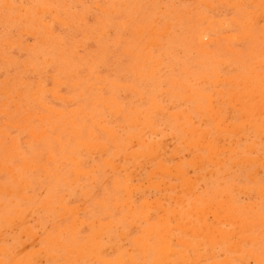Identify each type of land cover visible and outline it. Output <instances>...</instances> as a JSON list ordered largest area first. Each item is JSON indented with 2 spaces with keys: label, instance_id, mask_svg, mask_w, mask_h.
Returning <instances> with one entry per match:
<instances>
[{
  "label": "rangeland",
  "instance_id": "1",
  "mask_svg": "<svg viewBox=\"0 0 264 264\" xmlns=\"http://www.w3.org/2000/svg\"><path fill=\"white\" fill-rule=\"evenodd\" d=\"M263 4L264 0H0V168H8V165L11 169L9 172L0 169V264H264V194L258 195L264 193V120H261L264 118ZM248 21L249 24L244 23ZM252 24L254 26H250ZM155 61L158 64L152 63ZM254 75L261 82L255 80ZM214 79H217L216 83L222 81L216 84ZM256 81L260 82L259 86ZM244 85L246 90L242 88ZM230 91L233 93L231 97ZM259 93L261 97H258ZM229 101H235L234 105ZM198 108L200 111H196ZM256 111L259 114H255ZM247 115L254 117L253 122L259 125H250L253 118L250 120ZM241 118L242 122L243 119L248 122L242 123ZM131 120L134 121L132 124ZM215 122L221 128L224 122L227 130L225 127L218 129ZM97 124L103 125L104 130ZM230 125L236 132L230 130ZM256 126L262 129L258 130L259 133ZM107 128L110 131L107 132ZM142 130L144 133L139 132L141 136L135 135ZM205 131L208 132L206 135ZM34 133L37 139L33 137ZM191 140L200 146L205 144V147L200 148ZM153 142L156 145H152ZM82 145H87L85 149L88 151ZM100 145L105 149L97 152ZM226 146L232 149L227 150ZM48 155L52 159L47 158ZM69 157L80 158L79 166L74 163L77 159L70 160ZM157 167H162L166 174ZM74 168L81 172L74 171ZM160 171L162 174L158 173ZM11 173L14 174L11 176ZM183 177L186 185L192 188L184 184ZM161 180L164 184L160 183ZM164 180L173 187L169 188ZM189 182L192 185H188ZM135 186L138 187L136 191ZM236 186L239 187L237 191L234 190L238 189ZM73 205L75 210L71 208ZM173 215H176L174 219L171 218ZM232 219L235 221L231 222ZM15 221L19 223L16 226ZM177 222H181L182 227ZM72 223L74 227H71ZM109 223L114 224L109 227ZM172 224L178 228H171ZM242 224L246 226H240ZM237 227L245 230L241 232ZM142 228L145 230H140ZM183 228L186 231L181 230ZM26 231H30L29 234ZM102 231L105 234H101ZM98 234L100 236L95 238ZM144 235H149L145 236L146 241ZM176 239L183 240L177 242ZM196 243H201L202 247ZM134 244L138 245L134 247ZM71 248L76 250L71 251ZM166 253H170L171 258ZM34 255L40 258L36 259ZM18 256L19 259L22 257L21 261Z\"/></svg>",
  "mask_w": 264,
  "mask_h": 264
},
{
  "label": "bare ground",
  "instance_id": "2",
  "mask_svg": "<svg viewBox=\"0 0 264 264\" xmlns=\"http://www.w3.org/2000/svg\"><path fill=\"white\" fill-rule=\"evenodd\" d=\"M251 1H252V0H251ZM237 2H238V1H237ZM253 2L255 3V1H253ZM253 2H252V3H253ZM239 3H240V2H239ZM209 4H210V3H209ZM222 4H225V3L222 2ZM256 4H258V1H257ZM259 4H261V3H259ZM5 5H6V4H5ZM237 5H239V4H237ZM240 5H241V4H240ZM254 5H255V4H254ZM263 5H264V4H263ZM206 6H208V3H206ZM228 6H229V5H228ZM20 7H21V6H20ZM8 8H9V7H8ZM260 8H261V7H260ZM260 8H259V9H260ZM38 9H39V8H38ZM38 9H37V10H38ZM232 9H233V8H232ZM261 9L264 10L263 7H262ZM37 10H36V11H37ZM40 11H41V10H40ZM255 11H256V10H255ZM35 13H36V12H35ZM38 13H39V12H38ZM262 13H263V11H262ZM36 14H37V13H36ZM249 17H250V16H249ZM251 17H252V16H251ZM53 18H54V17H53ZM27 19H28V18H27ZM56 19H57V18H56ZM199 19H200V18H199ZM11 20H12V19H11ZM14 22H15V21H14ZM62 22H63V21H62ZM222 23H223V22H222ZM224 23H225V22H224ZM244 23H248V24H249V21H248V22H244ZM251 23H252V21H251ZM45 24H46V23H45ZM253 24H254V23H253ZM253 24L250 25V26H254ZM47 25H48V24H47ZM64 25H65V23H64ZM223 25H224V24H223ZM246 25H247V24H246ZM208 26H209V24H208ZM152 27H153V26H152ZM221 27H223V26L221 25ZM261 27H262V26H261ZM205 28H206V27H205ZM212 28H213V27H212ZM262 28H263V27H262ZM263 29H264V28H263ZM46 30H47V29H46ZM26 31H27V30L23 31V33L26 32ZM137 31H138V30H137ZM137 31H136V33L138 34ZM150 31H151V30H150ZM46 32H47V31H46ZM46 32H45V33H46ZM163 32H166V29H165V31H163ZM37 33H38V32H37ZM24 34H25V33H24ZM158 34L161 35L162 33H158ZM32 35H33V34H32ZM161 36H162V35H161ZM233 36H236V35H233ZM202 37H203V36H202ZM229 37H230V36H229ZM237 37H238V36H237ZM239 37H240V36H239ZM154 38H155V37H154ZM198 38H200V37H198ZM203 38H204V37H203ZM203 38H202V39H203ZM233 38H234V37H233ZM202 39H200V40H202ZM155 40H156V39H155ZM202 41H203V40H202ZM39 42H40V41H39ZM150 42H151V41H150ZM156 42H157V41H154V43H156ZM199 42H201V41H199ZM147 44H149V42H148ZM152 44H153V43H152ZM150 45H151V44H150ZM153 45H154V44H153ZM155 45H156V44H155ZM146 46H148V45H146ZM79 47H80V46H79ZM144 49H145V48H144ZM226 50H227V49H226ZM262 50H263V49H262ZM258 52H259V51H258ZM262 52H263V51H262ZM147 54H148V53H147ZM259 54H260V53H259ZM145 57H146V56H145ZM258 61H259V60H258ZM258 61H256V62H258ZM152 63L158 64L156 61H155V62H152ZM220 63H221V62H220ZM258 63H261L260 65L263 64L262 62H258ZM152 65H154V64H152ZM225 66H226V65H225ZM222 67H223V66H222ZM128 69H129V70H132V69H130V68H128ZM233 69H234V68H233ZM252 71H254V70H252ZM252 74H253V72H252ZM215 75H216V72H215ZM219 75H220V74H219ZM46 76H47V75H46ZM150 76H151V75H150ZM220 76H221V75H220ZM254 76H255L254 79L256 80L258 76H257V75H254ZM260 76H262L261 73H260ZM217 77H218V76H217ZM217 77H215V78H217ZM240 77H242V76H240ZM243 77H244V76H243ZM246 77H247V76H246ZM249 77H250V76H249ZM262 77H264V76H262ZM262 77H260V79H261ZM224 78H225V77H224ZM224 78L222 77V79H224ZM226 78H227V77H226ZM202 79H203V78H202ZM222 79H221V81H222ZM227 79H228V78H227ZM227 79H226V81H228ZM245 79H246V78H245ZM250 79H251V78H250ZM214 80H215V83H216V80H217V79H214ZM230 80L233 81L232 79H230ZM262 80H263V79H262ZM175 81H176V80H175ZM204 81H206V80H204ZM221 81H219V82L221 83ZM245 81H246V80H245ZM257 81H260L259 78L257 79ZM257 81H256V82H257ZM263 81H264V80H263ZM263 81H262V82H263ZM219 82H218V83H219ZM256 82H254L253 85H256V84H255ZM260 82H261V81H260ZM260 82H259V83H260ZM116 83H117V82H116ZM218 83H216V84H218ZM240 83H241V82H240ZM240 83H239V85H240ZM250 83H251V82H250ZM257 83H258V82H257ZM259 83L257 84L258 86L260 85ZM261 84H262V83H261ZM62 85H63V84H62ZM125 85H126V84H125ZM263 85H264V83H263ZM216 86H217V85H216ZM101 87H102V86H101ZM244 87H245V85H244L242 88L246 90L247 87H246V88H244ZM256 87H257V86H256ZM242 88H240V90H242ZM251 88H252V87H251ZM253 88H254V86H253ZM38 89H39V88H38ZM131 89H132V88H131ZM187 89H188V88H187ZM249 89H250V88H249ZM254 89H255V88H254ZM257 89H258V88H257ZM51 90H52V89H51ZM53 90H54V89H53ZM240 90L238 89V91H240ZM252 90H253V89H252ZM252 90H248V91H251V92L256 91V92H257V90H253V91H252ZM260 90H261V89H259L258 91L260 92ZM54 91H55V90H54ZM54 91H53V92H54ZM132 91H134V89H132ZM186 91H187V90H186ZM217 91H218V89H217ZM232 91H233V89H232ZM234 91H235V90H234ZM238 91H237V92H238ZM248 91H246V92H248ZM237 92H235V93H237ZM242 92H245V91L242 90ZM33 93H34V92H33ZM186 93H187V92H186ZM262 93H263V92H262ZM34 94H35V93H34ZM206 94H207V93H206ZM211 94H213V92H212ZM211 94H208L209 97H210ZM228 94H229V93H228ZM231 94H233V93H231V91H230L229 96H230ZM238 94H239V92H238ZM259 94H260V93H259ZM259 94H258V95H259ZM53 95H54V94H53ZM58 95H59V93H58ZM60 95H61V94H60ZM187 95H188V94H187ZM241 95H244V94H241ZM247 95H249V93H248ZM250 95H252V94H250ZM253 95H254V92H253ZM258 95L255 94V96H258ZM189 96H190V95H189ZM206 96H207V95H206ZM234 96H237V98L239 97L238 95H234ZM234 96L232 95V97H234ZM261 96H262V95L260 94L258 97H261ZM31 97H33V96H31ZM63 97H64V96H63ZM63 97H62V98H63ZM186 97H187V96H186ZM230 97H231V96H230ZM241 97H242V96H241ZM241 97H239V98H241ZM243 97H244V96H243ZM245 97H247V96H245ZM33 98H35V97H33ZM57 98H58V97H57ZM65 98H67V97H65ZM65 98H63V99L66 100V101H70V100H71V99H70V100H67V99H65ZM108 98H109V96H108ZM111 98H112V97H111ZM187 98H188V97H187ZM210 98H211V97H210ZM217 98H218V97H217ZM221 98H223V97H221ZM234 98H235V97H234ZM234 98H233V99H234ZM254 98H255V97H254ZM254 98L251 97V99H254ZM211 99H213V98H211ZM243 99H244V98H243ZM243 99L241 100L242 102H243ZM207 100H208V101H211L210 99H207ZM222 100H223V99H222ZM231 100H232V99H231ZM246 100H247V99H246ZM246 100H245V101H246ZM248 100H249V99H248ZM258 100H259V99H257L256 101H258ZM111 101H113V100H111ZM235 101H236V99H235ZM235 101H234V102H231V103L233 104V103H235ZM239 101H240V99H238V102H239ZM249 101H250V103H251V101L253 102V100H249ZM254 101H255V100H254ZM151 102H152V104L154 103V101H151ZM155 102H156V101H155ZM262 102H263V101H262ZM229 103H230V101H229ZM229 103H228V104H229ZM231 103H230V105H232ZM239 103H241V102H239ZM2 104H3V103H2ZM15 104H16V103H15ZM15 104H14V105H15ZM152 104H151V105H152ZM207 104H208V103H207ZM213 104H214V103H213ZM255 104L258 105L257 103H255ZM255 104H250V106H251V105H255ZM16 105H17V104H16ZM16 105H15V106H16ZM45 105H46V104H45ZM107 105H108V104H107ZM116 105H117V104H116ZM159 105H160V104H159ZM211 105H212V104H211ZM230 105H229V106H230ZM233 105H234V104H233ZM236 105L238 106V104H236ZM244 105H245V104H244ZM108 106H109V105H108ZM154 106H155V104H154ZM161 106H162V105H160V107H161ZM229 106H228V107H229ZM237 106H236V107H237ZM239 106H240V105H239ZM259 106L261 107V105H259ZM46 107H47V106H46ZM169 107H170V106H169ZM205 107H206V106H205ZM207 107H209V106H207ZM234 107H235V106H234ZM254 107L257 108L258 106H254ZM106 108H107V106H106ZM116 108H117V107H116ZM116 108H114V109H115V110H118V109H116ZM156 108H157V107H156ZM156 108H155V109H156ZM196 108H197V107H196ZM238 108H240V107H238ZM256 108H255V109H256ZM53 109H54V108H53ZM75 109H76V108H75ZM131 109H132V108H131ZM135 109H136V108H135ZM146 109H147V108H146ZM153 109H154V108H153ZM160 109H163V108H160ZM160 109H158V111H159ZM212 109H213V108H212ZM212 109H210V110H212ZM227 109H228V108H227ZM255 109H254V110H255ZM51 110H52V109H51ZM56 110H57V109H56ZM198 110H199V108H198L196 111H198ZM215 110H216V109H215ZM219 110H220V109H219ZM219 110H217V111H219ZM230 110H231V108H230L229 110H227V111L229 112ZM0 111H1V109H0ZM57 111H58V110H57ZM57 111H55V112H57ZM109 111H110V110H109ZM109 111H108V112H109ZM112 111H113V110H112ZM112 111H111L110 113H114V112H112ZM130 111H131V110H130ZM136 111H137V110H136ZM149 111H150V110H149ZM161 111H162V110H161ZM161 111H160V112H161ZM199 111H200V110H199ZM252 111H253V110H252ZM263 111H264V110H263ZM263 111H262V112H263ZM118 112H119V111H118ZM155 112H156V111H155ZM168 112H169V111H168ZM175 112H176V111H175ZM175 112H174V113H175ZM177 112H178V111H177ZM183 112H184V111H183ZM209 112H210V111H209ZM215 112H216V111H215ZM242 112H243V111H242ZM242 112H241V113H242ZM262 112H260V113H262ZM59 113H60V111H59ZM99 113H100V112H99ZM99 113H98V114H99ZM146 113H148V112H146ZM174 113H173V114H174ZM207 113H208V111H207ZM211 113H212V112H211ZM247 113H248V112H247ZM257 113H258V112L256 111L255 114H257ZM7 114H8V112H7ZM87 114H88V113H87ZM137 114H138V112H137ZM158 114H159V113H158ZM162 114H163V113H162ZM176 114H177V113H176ZM209 114H210V113H209ZM209 114H207V115H209ZM215 114H217V112H216ZM243 114H245V113H243ZM252 114H253V113H252ZM255 114H254V116H255ZM258 114H259V113H258ZM42 115H44V114H42ZM42 115H41V116H42ZM47 115H48V114H46V115H44V116H47ZM144 115H145V114H144ZM169 115H170V114H169ZM171 115H172V114H171ZM185 115H186V114H185ZM220 115H221V114H220ZM262 115H263V114H262ZM262 115H261V116H262ZM25 116H26V115H25ZM41 116H39V117H41ZM179 116H180V115H178V117H179ZM186 116H187V115H186ZM212 116H215V115H212ZM212 116H211V117H212ZM222 116H223V115H222ZM238 116H239V115H238ZM21 117H22V116H21ZM48 117H49V116H48ZM138 117L141 118V116H139V114H138ZM146 117H148V116L146 115ZM151 117H152V115H151ZM216 117H217V115H216ZM224 117H225V116H224ZM224 117H223V118H224ZM226 117H227V116H226ZM239 117H240V116H239ZM241 117H243V116H241ZM247 117H250V115H249V116L247 115ZM258 117H259V116L257 115L256 118L258 119ZM131 118H133V117H131ZM131 118H130V119H131ZM135 118H137V117H135ZM191 118H192V117H191ZM218 118H219V117H218ZM220 118H221V116H220ZM220 118H219L218 120H221V119H222V118H221V119H220ZM251 118H253V120L251 121V122H253L255 118H254V117H250V120H251ZM99 119H100V118H99ZM102 119H103V118H102ZM110 119H111V118H110ZM133 119H134V118H133ZM133 119H132V120H133ZM212 119L214 120V119H216V118L214 117V118H212ZM225 119H226V118H225ZM259 119H260V118H259ZM104 120H105V119H104ZM132 120H131V121H132ZM141 120H142V119H141ZM149 120H152V121H153V119H151V118H150ZM149 120H147V121H149ZM190 120H191V119H190ZM205 120H206V119H205ZM239 120L241 121L242 118L239 119ZM243 120L246 121V122H248L247 119H246V120L243 119ZM255 120H256V119H255ZM261 120H264V118L262 119V117H261ZM143 121H144V120H143ZM224 121H225V120H224ZM244 121H243V122L241 121V122L244 123ZM70 122H71V121H70ZM93 122H94V121H93ZM100 122H102V121L100 120ZM129 122H130V121H129ZM133 122H134V121H132V122H130V123L132 124ZM191 122H192V120H191ZM217 122H218V121H217ZM217 122H215L214 125H216ZM226 122H227V121H226ZM246 122H245V123H246ZM71 123H72V122H71ZM98 123H99V121H98ZM148 123H150V122H148ZM152 123H153V122H152ZM152 123H150V124H152ZM218 123H219V122H218ZM218 123H217V127H218V129H219V127L221 128V126H218ZM228 123H230V122H228ZM249 123H250V122H249ZM3 124H4V123H3ZM138 124H139V123H138ZM143 124H144V123H143ZM191 124H192V123H191ZM222 124L225 125L224 122H222ZM237 124H238V123H237ZM237 124H235V125H237ZM247 124H248V123H247ZM254 124H256V123L253 122V124H250V125H254ZM263 124H264V122H263ZM10 125H11V124H10ZM13 125H16V124H13ZM13 125H12V126H13ZM22 125L24 126V124H22ZM98 125H99V127L101 126V128H103V127H102L103 125L97 124L96 126H98ZM136 125H137V123H136ZM153 125H154V124H153ZM180 125H182V123H181ZM192 125H193V124H192ZM224 125L222 126L221 129H223V127L226 128L227 125H225V126H224ZM239 125H241V124H239ZM256 125H259V124H256ZM260 125H261V124H260ZM16 126H17V125H16ZM122 126H123V125H122ZM245 126H247V125L245 124ZM248 126H249V125H248ZM254 126H255V125H254ZM261 126H262V125H261ZM153 127H154V126H153ZM192 127H194V126H192ZM192 127H190V128H192ZM228 127H229V126H228ZM231 127L233 128V126L230 125V130L236 132V129L234 130V128L232 129ZM236 127H237V126H236ZM144 128H145V127H144ZM146 128H147V127H146ZM154 128H155V127H154ZM184 128H185V127H184ZM225 128H224V129H225ZM256 128H257V126H256ZM261 128H262V127H261ZM89 129H90V128H89ZM105 129H106V128H105ZM107 129H108V128H107ZM147 129H148V128H147ZM187 129H188V128H187ZM187 129H186V130H187ZM239 129H241V128H239ZM262 129H264V128H262ZM262 129H260V130H262ZM103 130H104V128H103ZM144 130H146V129H144ZM183 130H184V129H183ZM192 130H193V128H192ZM192 130H191V131H192ZM199 130H201V129H199ZM202 130H203V129H202ZM202 130H201V131H202ZM225 130H227V128H226ZM246 130H247V129H246ZM258 130H259V128H257V131H256V132L259 133L260 130H259V131H258ZM43 131H44V130H43ZM43 131H42V132H43ZM89 131H90V130H89ZM108 131H110V130L108 129L107 132H108ZM149 131L153 132L152 130H149ZM193 131H194V130H193ZM203 131H204V130H203ZM220 131H221V130H220ZM262 131L264 132V130H262ZM90 132H91V131H90ZM139 132L144 133L143 130H142V131H138V133H139ZM194 132H195V131H194ZM194 132H193V133H194ZM218 132H219V131H218ZM237 132H239V131H237ZM241 132H242V131H241ZM112 133H113V132H112ZM141 133H139V134H135V135H140V136H141ZM158 133H159V132H158ZM207 133H208V132L205 131V135H206ZM261 133H262V132H261ZM43 134H44V132H43ZM155 134H156V133H155ZM201 134H202V133H200V135H201ZM217 134H218V133H217ZM217 134H216V135H217ZM235 134H236V133H235ZM109 135H110V134H109ZM127 135H128V134H127ZM131 135H132V133H131ZM133 135H134V134H133ZM218 135H219V134H218ZM241 135H243V134H241ZM37 136H38V135H37ZM97 136H98V135H97ZM113 136H114V134H113ZM167 136H168V135H167ZM260 136H261V135H260ZM33 137H35L36 139L38 138V137L35 136V133H34ZM135 137H136V136H135ZM168 137H169V136H168ZM199 137H200V136H199ZM201 137H202V135H201ZM114 138H115V137H114ZM114 138H113V139H114ZM139 138H140V137H139ZM172 138H173V137H172ZM215 138H216V137H215ZM260 138H261V137H260ZM137 139H138V138H137ZM160 139H161V138H160ZM163 139H164V138H163ZM166 139H168V138H166ZM166 139H165V140H166ZM200 139H201V138H200ZM218 139H220V138H218ZM234 139H236V138H234ZM234 139H231V140H234ZM33 140H34V139H32V141H33ZM133 140H134V139H133ZM145 140H146V139H145ZM195 140H196L197 142L199 141L198 139H195ZM195 140H191V141L195 142V144H196V141H195ZM201 140H202V139H201ZM212 140H213V139H212ZM220 140H222V139H220ZM25 141H27V140H25ZM90 141H91V140H90ZM156 141H158V140H156ZM186 141H187V139H186ZM205 141H206V140H204L203 142H205ZM234 141H235V140H234ZM236 141H237V140H236ZM76 142L79 143L78 140H77ZM80 142H82L81 144H83V141H80ZM86 142H88V141H86ZM91 142H92V141H91ZM134 142H135V141H133V143H134ZM138 142H139V140H138ZM144 142H145V141H144ZM154 142H155V141H154ZM154 142L152 143V145L154 144ZM188 142H189V141H188ZM188 142H187V143H188ZM200 142H202V141H200ZM218 142H219V141H218ZM232 142H233V141H232ZM84 143H85V142H84ZM94 143H95V142H93V145H94L95 147H97V145H96L97 143H96V144H94ZM98 143H99V142H98ZM128 143H129V142H128ZM136 143H137V141H136ZM146 143H147V142H146ZM165 143H167V142H165ZM198 143H199V142H198ZM198 143H197L196 145H199ZM213 143H215V142H213ZM213 143H212V144H213ZM223 143H224V142H223ZM247 143H248V142H247ZM247 143H246V144H247ZM249 143H250V142H249ZM12 144H14V143H12ZM99 144H100V143H99ZM99 144H98V145H99ZM103 144H104V143H103ZM134 144H135V143H134ZM134 144H132L131 146H133ZM189 144H190V143H189ZM201 144H202V143H201ZM251 144H252V143H251ZM251 144H250V145H251ZM15 145H16V144H15ZM87 145H88V144H87ZM87 145H86V146H87ZM93 145H92V147H93ZM114 145H116V144H114ZM142 145H143V144H142ZM147 145H148V144H147ZM154 145H156V143H155ZM157 145H160V143H159V144L157 143ZM192 145H194V143H192ZM221 145H223V144H221ZM82 146H84L83 149H85L86 146H85V145H82ZM89 146H91V145H89ZM89 146L87 147V149L89 148ZM163 146H164V145H163ZM173 146H174V145H173ZM187 146H189V145H187ZM199 146H200V145H199ZM202 146L205 147V144H203ZM202 146H200V148H201ZM219 146H220V145H219ZM223 146H224V145H223ZM228 146H229V145H228ZM233 146H234V145H233ZM253 146H254V145H253ZM8 147H9V146H8ZM102 147H104V145H103ZM160 147H162V145H160ZM216 147H217V146H216ZM229 147H230V146H229ZM248 147H249V146H248ZM263 147H264V146H263ZM122 148H123V147H122ZM174 148H175V146H174ZM211 148H212V147H211ZM218 148H219V147H218ZM226 148H227V150L232 149V147H231L230 149H228L227 146H226ZM233 148H234V147H233ZM246 148H247V147H246ZM254 148H255V146H254ZM92 149H93V148H92ZM96 149H97V152H98V151L100 152V150H98V149H102V151H103V149H105V148H101V145H100V146H99L98 148H96ZM147 149H149V147H148ZM153 149H154V147H153ZM153 149H152V150H153ZM212 149L214 150V148H212ZM248 149H249V148H248ZM251 149H253V148H251ZM85 150H86V149H85ZM90 150H91V149H90ZM93 150H95V148H94ZM93 150H91V151H93ZM142 150H143V149H142ZM163 150H164V149H163ZM173 150H175V149H173ZM207 150H208V149H207ZM86 151H88V150H86ZM131 151H132V150H131ZM144 151H145V150H144ZM189 151H190V150H189ZM216 151L218 152V150H216ZM250 151H251V150H250ZM75 152H76V151H75ZM93 152H94V151H93ZM132 152H133V151H132ZM136 152H137V151H136ZM15 153H16V152H15ZM95 153H96V152H95ZM149 153H150V152H149ZM171 153H172V151H171ZM171 153H170V154H171ZM174 153H175V152H174ZM187 153H188V152H187ZM83 154H84V153H83ZM127 154H128V153H127ZM127 154H126V155H127ZM143 154H144V152H143ZM159 154H160V153H159ZM162 154H163V153H162ZM207 154H208V153H207ZM13 155L15 156L14 153H13ZM49 155H50V154H49ZM49 155H48L47 158L50 157ZM120 155H121V154H119V159H120V157H121ZM126 155H125L124 157H125L126 159H128L129 157L126 156ZM129 155H130V154H129ZM156 155H157V154H156ZM156 155H155V156H156ZM193 155H194V154H193ZM200 155H201V154L199 153L198 156L200 157ZM215 155H216V154H215ZM230 155H231V154H230ZM257 155H258V154H257ZM70 156H71V155H70ZM138 156H143V157H145V155H139V154H138ZM148 156L150 157V154H149ZM152 156H153V155H152ZM157 156H158V155H157ZM157 156H156V157H157ZM169 156H170V155H169ZM171 156H172V155H171ZM175 156H176V155H175ZM175 156H174V157H175ZM196 156H197V155H196ZM198 156H197V157H198ZM213 156H214V155H213ZM122 157H123V156H122ZM131 157H132V156H131ZM135 157H136V156H135ZM149 157H148V158H149ZM153 157H154V156H153ZM179 157H180V156H179ZM193 157H195V156H193ZM204 157H205V156H204ZM204 157H203V158H204ZM241 157H242V156H241ZM246 157H247V156H246ZM246 157H245V159H246ZM50 158H51V157H50ZM50 158H49V159H50ZM69 158H70V157H69ZM148 158H146V159H148ZM201 158H202V157H201ZM205 158H206V157H205ZM205 158H204V159H205ZM213 158H214V157H213ZM255 158H256V157H255ZM257 158H258V156H257ZM51 159H52V158H51ZM72 159H75V158H70V160H72ZM76 159H77V158H76ZM76 159H75V160H76ZM79 159H80V158H79ZM79 159H77V162H74V161H73L74 163H77V166H79V163H78V162H79ZM111 159H112V158H111ZM115 159H116V158H114V159H112V160H115ZM129 159H130V158H129ZM138 159H140V158H138ZM141 159H142V158H141ZM143 159L145 160V158H143ZM149 159H150V158H149ZM176 159H177V157H176ZM195 159H196V158H195ZM204 159H202L203 162H204ZM247 159L250 160L249 158H247ZM252 159H253V158H252ZM252 159H251V160H252ZM260 159H262V158H260ZM116 160H117V159H116ZM131 160H132V158H131ZM134 160H135V159H134ZM134 160H133V161H134ZM160 160H161V159H160ZM186 160H187V157H186ZM188 160H189V159H188ZM193 160H194V159H193ZM197 160H198V159H197ZM207 160H208V159H207ZM218 160H219V159H218ZM220 160H221V159H220ZM220 160H219V161H220ZM232 160H234V159H232ZM239 160H240V159H239ZM239 160H238V161H239ZM241 160H242V158H241ZM257 160H258V159H257ZM108 161H109V159H108ZM110 161H111V160H110ZM133 161H132V164H134ZM140 161H141V160H140ZM161 161H162V160H161ZM163 161H164V160H163ZM219 161H218V162H219ZM222 161H223V160H222ZM235 161H236V160H235ZM242 161H244V160H242ZM104 162L106 163V160H104ZM141 162H142V161H141ZM141 162H138V164L141 163ZM146 162H147V161H146ZM157 162H158V161H157ZM157 162H156V163H157ZM176 162H177V161H176ZM176 162H175V164L178 165V163H176ZM214 162H215V161H214ZM236 162H237V161H236ZM236 162H235V163H236ZM250 162H252V161H250ZM23 163H24V161H23ZM26 163H27V162H26ZM196 163H197V161H196ZM237 163H238V162H237ZM261 163H262V162H261ZM80 164H81V163H80ZM107 164H109V163H107ZM110 164H111V162H110ZM132 164H131V165H132ZM138 164H136V166H137ZM141 164H142V163H141ZM141 164H140V165H141ZM175 164H174V165H175ZM192 164H193V163H192ZM200 164H202V163H200ZM200 164L198 163V165H200ZM259 164H260V163H259ZM23 165L27 166L26 164H23ZM105 165H106V164H105ZM113 165H114V164H113ZM113 165H112V166H113ZM115 165H116V164H115ZM115 165H114V166H115ZM117 165H118V163H117ZM157 165H158V164H157ZM177 165H176V166H177ZM198 165H196V166H198ZM232 165H233V162H232ZM143 166H144V165H143ZM164 166H165V164H164ZM7 167H8V168H4V169H8V170H7L8 172L11 171V169H9V166H8V165H7ZM27 167H28V166H27ZM34 167H35V166H34ZM75 167H76V164H75ZM117 167H118V166H117ZM122 167H123V166H122ZM130 167H131V166H130ZM133 167H135V166L133 165ZM141 167H142V166H141ZM170 167H171V166H170ZM172 167H173V166H172ZM179 167H180V166H179ZM199 167H200V166H199ZM11 168H12V167H11ZM29 168H30V167H29ZM94 168H96V167H94ZM119 168H120V166H119ZM123 168H124V167H123ZM137 168H138V167H137ZM143 168H144V167H143ZM157 168H160V170H162V169H161L162 167H157ZM157 168H156V170H159V169H157ZM168 168H169V167H168ZM174 168L176 169L175 166H174ZM183 168H184V167H183ZM0 169H2V168H0ZM4 169H2V170H4ZM22 169H23V167H22ZM106 169H107V168H106ZM127 169H128V168H127ZM129 169H130V168H129ZM163 169H164V168H163ZM184 169H185V171H189V170H188L189 168H187V167H185ZM184 169H182V170H184ZM210 169H211V168H210ZM258 169H259V168H258ZM258 169H257V171H258ZM23 170H24V169H23ZM75 170H78V172L80 171L79 169H75V168H74V171H75ZM151 170H154V169H151ZM254 170H256V169H254ZM89 171H91V170H89ZM89 171H87V173H88ZM169 171H170V168H169ZM180 171H181V170H180ZM180 171H178V172H180ZM185 171H184V173H185ZM259 171H260V170H259ZM76 172H77V171H76ZM80 172H81V171H80ZM83 172H85V171H83ZM136 172H137V171H136ZM155 172H156V171H155ZM162 172H164V171L162 170ZM173 172H174V171H173ZM175 172H176V171H175ZM178 172H177V174H178ZM205 172H206V171H205ZM205 172H204V173H205ZM225 172H226V171H225ZM6 173H7V172H6ZM87 173H85V174H87ZM137 173H138V172H137ZM137 173H136V174H137ZM158 173H161V171L158 172ZM164 173H165V172H164ZM170 173H171V172H170ZM186 173H187V172H186ZM202 173H203V172H202ZM208 173H209V172H208ZM13 174H14V173H13ZM13 174L11 173L10 175L12 176ZM74 174H75V173H74ZM76 174H77V173H76ZM76 174H75V175H76ZM79 174L81 175V173H79ZM161 174H162V173H161ZM165 174H166V173H165ZM179 174H180V173H179ZM179 174H178V175H179ZM187 174H188V173H187ZM198 174H199V173H198ZM198 174H196V175H198ZM248 174H249V173H248ZM253 174H254V173H253ZM125 175H126V174H125ZM128 175H130V174H128ZM128 175H127V176H128ZM137 175H138V174H137ZM172 175H174V174L172 173ZM175 175H176V174H175ZM178 175H176V176H178ZM188 175H189V174H188ZM76 176H77V175H76ZM130 176H131V175H130ZM148 176H149V175H148ZM152 176H154V175H152ZM162 176H164V175H162ZM185 176H186V175H185ZM250 176H251V175H250ZM13 177H14V176H13ZM44 177H45V174H44ZM78 177H79V176H78ZM254 177H255V176H254ZM91 178H92V177H91ZM125 178H126V177H125ZM146 178H149V177H146ZM151 178H152V177H151ZM183 178H184V179H183V180H184V184L186 185V183H185V177H183ZM195 178H196V177H195ZM75 179H76V178H75ZM115 179H116V178H115ZM139 179H140V178H139ZM189 179H190V178H188L186 182H188ZM105 180H106V179H105ZM105 180H104V181H105ZM147 180H148V179H147ZM150 180H151V179H150ZM191 180H192V179H191ZM193 180H194V179H193ZM196 180H197V179H196ZM14 181H15V179H14ZM73 181H74V180H73ZM115 181H116V180H114V182H115ZM125 181L127 182L126 179H125ZM125 181H124V182H125ZM128 181H130V180H128ZM164 181H165V180H164ZM181 181H182V180H181ZM114 182H113V184H114ZM151 182H152V180H151ZM154 182H156V183L158 184L157 181H153V183H154ZM191 182H192V181H191ZM191 182H189L188 185H190ZM19 183H20V182H19ZM23 183H24V181H23ZM153 183H151V184H153ZM160 183H161V184L163 183L162 180L160 181ZM165 183H166V181H165ZM181 183H182V182H181ZM193 183H194V182H193ZM115 184H116V182H115ZM123 184H125V183H123ZM149 184H150V183H149ZM151 184H150V185H151ZM154 184H155V183H154ZM163 184H164V183H163ZM166 184H167V183H166ZM170 184H171V183H170ZM125 185H126V184H125ZM125 185H124V186H125ZM137 185H139V184H137ZM167 185H168V184H167ZM177 185H178V184H177ZM182 185H183V184H182ZM191 185H192V184H191ZM22 186H23V185H22ZM22 186H20V190H21V187H22ZM129 186H130V185H129ZM147 186H149V185H147ZM152 186H153V185H152ZM168 186H169V185H168ZM175 186H176V185H175ZM175 186H174V187H175ZM186 186H187V185H186ZM24 187H25V186H24ZM27 187H28V185H27ZM114 187H116V186H114ZM131 187H132V186H130V188H131ZM133 187H134V186H133ZM135 187H136V188H134V189H135V191H136V189H137L138 187H137V186H135ZM144 187H145V186H144ZM154 187H155V186H154ZM160 187H161V186H160ZM162 187H163V186H162ZM162 187H161V188H162ZM166 187H167V186H166ZM171 187H173V186L171 185ZM171 187L169 186V188H171ZM187 187H188V186H187ZM187 187H186V188H187ZM192 187H193V186H192ZM192 187H188V188H192ZM236 187H238V186H236ZM25 188H26V187H25ZM164 188H165V187H163L162 189H164ZM184 188H185V186H184ZM186 188H185V190H186ZM232 188H233V187H232ZM258 188H259V186H258ZM260 188H261V187H260ZM22 189H23V188H22ZM124 189H125V188H124ZM157 189H158V188H157ZM167 189H168V188H167ZM218 189H219V188H218ZM247 189H248V188H247ZM263 189H264V188H263ZM263 189H262V190H263ZM7 190H8V189H7ZM76 190H77V189H76ZM125 190H126V189H125ZM127 190H129V189H127ZM144 190H145V189H144ZM146 190H147V189H146ZM158 190H159V189H158ZM160 190H161V189H160ZM179 190H180V189H179ZM185 190H184V191H185ZM234 190H236V191L239 190V187H238V189H234ZM240 190H244V189H240ZM262 190H259V191H262ZM9 191H11V190L9 189ZM9 191H8V192H9ZM133 191H134V190H133V188H132V193H133ZM135 191H134V192H135ZM161 191H162V190H161ZM218 191H219V190H218ZM245 191H246V190H245ZM130 192H131V191H130ZM137 192H138V191H137ZM137 192H136V193H137ZM177 192H178V191H177ZM195 192H196V191H195ZM224 192H225V191H224ZM234 192H235V191H234ZM243 192H244V191H243ZM243 192H242V193H243ZM246 192H247V191H246ZM263 192H264V191H263ZM86 193H87V192H86ZM126 193H127V192H126ZM186 193H187V190H186ZM190 193H192V192L190 191ZM221 193H223V192H221ZM226 193H227V192H226ZM256 193H258V190H257ZM123 194H124V193H123ZM223 194H224V193H223ZM235 194H236V193H235ZM247 194H248V193H247ZM263 194H264V193H262V192H261V194L258 193V195H263ZM7 195H8V194H7ZM64 195H65V194H64ZM127 195H128V194H126V196H127ZM130 195H131V193H130ZM176 195H177V194H176ZM194 195H195V194H194ZM126 196H125V198L128 197V196H127V197H126ZM132 196H133V194H132ZM163 196H164V195H163ZM172 196L174 197V195H172ZM178 196L180 197L179 194H178ZM178 196H175V197H178ZM225 196H226V195H225ZM228 196H230V194H229ZM29 197H30V195H29ZM65 197H66V195H65ZM164 197H165V196H164ZM175 197H174V198H175ZM179 197L176 198V199H180ZM23 198H24V197H23ZM125 198L123 197V199H125ZM220 198H221V197H220ZM257 198H258V197H257ZM162 199H163V198H162ZM164 199H167V198L165 197ZM182 199H183V198H182ZM182 199H180V200L182 201ZM204 199H205V198H203V200H204ZM127 200H129V199H127ZM131 200H132V199H131ZM145 200H146V199H145ZM174 200H175V199H174ZM147 201H148V200H146V202H147ZM155 201H156V200H155ZM178 201H179V200H178ZM181 201H179V202H181ZM212 201H213V200H212ZM229 201H230V200H229ZM253 201H254V200H253ZM60 202H61V200H60ZM123 202L126 203V201H123ZM123 202H122V203H123ZM127 202H128V201H127ZM156 202H158V201H156ZM156 202H154V203H156ZM161 202H163V201H161ZM191 202H192V201H191ZM209 202H210V201H209ZM141 203H143V202H141ZM150 203H151V202H148V205H151ZM159 203H160V200H159ZM210 203H211V202H210ZM218 203H219V202H218ZM255 203H256V202H254V204H252L253 207H254ZM82 204H83V202H82ZM116 204H117V203H116ZM118 204H119V202H118ZM144 204H145V203H144ZM146 204H147V203H146ZM171 204H172V203H171ZM171 204H170V205H171ZM204 204H205V200H204ZM213 204H214V203H213ZM64 205H65V204H64ZM75 205H76V204H75ZM142 205H143V204H142ZM152 205H154V204H152ZM183 205H184V204H183ZM219 205L221 206L222 203H221V204L219 203ZM248 205H249V203H248ZM248 205H246V206H248ZM250 205H251V204H250ZM78 206H79V205H78ZM78 206H77V208H78ZM128 206H129V205H128ZM132 206H133V205H131V207H132ZM143 206H144V205H143ZM143 206H142V207H143ZM145 206L148 207L147 205H145ZM173 206H174V205H173ZM173 206H172V207H173ZM205 206H207V204H205ZM243 206H244V205H243ZM55 207H56V206H55ZM66 207H67V206H66ZM66 207H65L64 212H66ZM70 207H71V206H70ZM80 207H84V205H83V206H80ZM152 207H153V206H152ZM158 207H159V205H158ZM158 207H157V208H158ZM191 207H193V206H191ZM195 207H196V206H195ZM234 207H235V206H234ZM71 208H72V210H75V209H74V205H73V207H71ZM118 208H119V207H118ZM132 208H133V207H132ZM148 208L150 209V206H149ZM162 208H163V207H162ZM162 208H160V209H162ZM164 208H165V207H164ZM166 208H167V206H166ZM166 208H165V209H166ZM174 208H175V207H174ZM197 208H198V206H197ZM211 208H213V207H211ZM235 208H236V207H235ZM78 209H79V208H78ZM78 209H77V210H78ZM130 209H131V208H130ZM160 209H159V210H160ZM172 209H173V208H172ZM188 209H189V208H188ZM188 209H187V210H188ZM228 209H229V208H228ZM228 209H227V210H228ZM232 209H233V208H232ZM15 210L17 211L18 209H15ZM19 210H21V209H19ZM72 210H71V213L73 212ZM85 210H86V209H85ZM175 210H176V209H175ZM203 210H204V209H203ZM223 210H224V209H223ZM16 211H15V212H16ZM55 211H56V210H55ZM140 211H141V210H140ZM160 211H161V210H160ZM160 211H159V212H160ZM170 211H171V210H170ZM170 211H169V212H170ZM183 211H184V210H183ZM188 211H189V210H188ZM196 211H197V210H196ZM224 211H225V210H224ZM64 212L59 213V214H60V215H61V214L63 215ZM146 212H147V211H146ZM172 212H173V210H172ZM174 212H175V211H174ZM198 212H199V211H198ZM209 212H210V211H209ZM230 212H231V211H230ZM27 213H28V211H27ZM74 213H75V212H74ZM144 213H145V211H144ZM154 213H155V212H154ZM193 213H194V212H193ZM193 213H192V214H193ZM202 213H203V212H202ZM202 213H201V214H202ZM217 213H218V212H217ZM231 213H232V212H231ZM140 214H142V212H140ZM150 214H151V213H150ZM165 214H166V213H165ZM195 214H197V213H195ZM227 214H228V213H227ZM24 215H25V214H24ZM24 215H23V217H24ZM31 215H32V214H31ZM147 215H148V214H147ZM26 216H27V214H26ZM32 216H33V215H32ZM126 216H127V215H126ZM140 216H141V215H140ZM150 216H151V215H150ZM165 216H166V215H163V217H165ZM168 216H170V215H168ZM168 216H167V218H168ZM173 216H174V215H173ZM183 216H184V215H183ZM220 216H221V215H220ZM224 216H225V215H224ZM226 216H227V215H226ZM233 216H234V214H233ZM235 216H236V215H235ZM235 216H234V217H235ZM14 217H15V215H14ZM127 217H128V216H127ZM145 217H146V214H145ZM145 217H144V218H145ZM157 217H158V216H157ZM163 217H162V218H163ZM175 217H176V215H175L174 217H171V218L174 219ZM197 217H198V214H197ZM202 217H204V216H202ZM205 217H206V216H205ZM218 217H219V216H218ZM245 217H246V216H245ZM25 218H26V217H25ZM131 218H132V217H131ZM141 218H143V215H142ZM160 218H161V217H160ZM198 218H199L200 220L202 219V218H200V216H199ZM228 218H229V217H228ZM22 219H23V218H22ZM22 219H21V221H22ZM77 219H79V218H77ZM77 219H76V222H77ZM188 219H189V218H188ZM218 219H219V218H218ZM238 219H239V218H238ZM252 219H253V218H252ZM259 219H260V218H259ZM11 220L13 221V217H12ZM15 220H16V218H15ZM83 220H85V219H83ZM95 220H96V219H95ZM136 220H137V219H136ZM156 220H157V219H156ZM175 220H176V219H175ZM202 220H203V219H202ZM213 220H214V219H213ZM222 220H223V219H222ZM224 220H225V219H224ZM239 220H240V219H239ZM253 220H254V219H253ZM261 220H262V219H261ZM24 221H25V220H24ZM24 221H23V222H24ZM29 221H30V220H29ZM150 221H151V220H150ZM167 221H168V220H167ZM177 221H178V220H177ZM186 221H187V220H186ZM190 221H192V220H190ZM215 221H216V220H215ZM234 221H235V219H234V220L232 219L231 222H234ZM263 221H264V220H263ZM76 222H74V223H76ZM148 222H149V220H148ZM175 222H176V221H175ZM181 222H182V221H181ZM181 222H180V223H181ZM188 222H189V221H188ZM208 222L210 223L211 220L208 221ZM218 222H219V221H218ZM218 222H217V223H218ZM229 222H230V220H229ZM239 222H240V221H238V223H239ZM15 223H16V221H15ZM70 223H71V222H70ZM82 223H84V221H82ZM87 223H89V222H87ZM97 223H98V222H97ZM103 223H104V222H103ZM107 223H108V222H107ZM157 223H158V222H157ZM178 223H179V222H177V224H178ZM180 223H179V225H180ZM183 223H184V222H183ZM209 223H208V224H209ZM235 223H236V222H235ZM243 223H244V221H243ZM246 223H247V222H245V224H246ZM17 224H19V223H16V224H14V225L16 226ZM79 224H80V223H79ZM89 224H90V223H89ZM95 224H96V223H95ZM98 224H99V223H98ZM105 224H106V223H105ZM109 224H110V223H109ZM111 224H114V223H111ZM111 224H110L109 227H111ZM128 224H130V222H129ZM149 224H151V223H149ZM160 224H161V223H160ZM184 224H185V223H184ZM193 224H194V223H193ZM200 224H201V222H200ZM256 224H257V223H256ZM107 225H108V224H106L105 227H107ZM168 225H169V224H168ZM191 225H192V224H191ZM216 225H217V224H216ZM12 226H13V225H12ZM12 226H11V227H12ZM36 226H37V225H36ZM74 226H75V225H74ZM74 226H73V223H72V226H71V227H74ZM101 226H102V228L104 227L103 225H101ZM115 226H116V225H115ZM118 226H119V225H118ZM128 226H129V225H128ZM130 226H131V225H130ZM132 226H134V224H133ZM136 226H137V225H136ZM148 226H149V225H148ZM148 226H147V227H148ZM170 226H171V225H170ZM174 226H175L176 228H178V226H176V224H175V225L172 224L171 228L174 227ZM180 226H181V225H180ZM180 226H179V227H180ZM195 226H196V224H195ZM209 226H210V225H209ZM218 226H219V225H218ZM240 226H246V225L242 224V225H240ZM6 227H7V226H6ZM13 227H14V226H13ZM24 227H26V226H24ZM145 227H146V226H145ZM157 227H158V226H157ZM157 227H155V229H156ZM175 227H174V229H175ZM181 227H182V226H181ZM184 227H185V226H184ZM199 227H201V229H203V228H202L203 226L200 225ZM199 227H197V228H199ZM247 227H249V226H247ZM27 228H29V227H27ZM102 228H101V229H102ZM130 228H131V227H130ZM143 228H144V227H143ZM143 228L140 229V230H145V229H143ZM152 228H153V227H152ZM152 228H151V229H152ZM163 228H164V227H163ZM171 228H170V229H171ZM234 228H235V227H234ZM237 228H239V229L241 230V232H243V231L245 230V229H242V228H240V227H237ZM237 228H236L234 231H236ZM11 229H13V228H11ZM101 229H100V230H101ZM239 229H238V230H239ZM9 230H10V229H9ZM55 230H56V229H55ZM71 230H72V229H70V231H71ZM102 230H103V229H102ZM161 230H162V228H160V231H161ZM181 230H184V228L181 229ZM193 230H194V229H193ZM195 230H197V229H195ZM205 230H206V228H205ZM224 230H225V229H224ZM231 230H233V229H231ZM246 230H248V228H247ZM22 231H23V230H22ZM38 231H39V230H38ZM120 231H121V230H120ZM184 231H186V230H184ZM214 231H215V230H214ZM229 231H230V230H229ZM261 231L263 232V230H261ZM23 232H24V231H23ZM28 232H30V231H26L25 233H28ZM35 232H36V231H35ZM35 232H33V234H35ZM153 232H154V231H152V233H153ZM0 233H1V232H0ZM31 233H32V232H31ZM100 233H101V234H102V233L105 234V232H103V231L100 232ZM120 233H122V232H120ZM120 233H119V234H120ZM123 233H125V235H126V232H123ZM155 233H156V232H155ZM189 233H190V232H189ZM197 233L200 234L201 232H200V233L197 232ZM235 233H236V232H235ZM237 233H238V232H237ZM237 233H236V234H237ZM21 234H22V233H21ZM23 234H24V233H23ZM28 234H29V233H28ZM38 234H39V233H38ZM38 234H37V235H38ZM47 234H48V233H47ZM93 234H94V233H93ZM96 234H97V232H96ZM145 234H146V233H145ZM147 234H151V233H147ZM168 234H169V233H168ZM168 234H167V235H168ZM191 234H192V233H191ZM202 234H203V233H202ZM204 234H205V233H204ZM236 234H235V235H236ZM0 235H1V234H0ZM14 235H15V234H14ZM55 235H56V234H54V236H55ZM122 235H123V234H122ZM122 235H120V236L123 237L124 235H123V236H122ZM206 235H207V234H206ZM229 235H230V234H229ZM20 236H21V235H20ZM46 236H47V235H46ZM93 236H94V235H93ZM99 236H100V235L98 234L97 236H95V238H96V237H99ZM138 236H140V235H137V237H138ZM145 236H146V235H144V238H145V241H146V237L149 236V235H147L146 237H145ZM173 236H174V235H173ZM173 236H172V237H173ZM193 236H195V235H193ZM196 236H197V234H196ZM204 236H205V235H204ZM237 236H238V235H237ZM246 236H247V235H246ZM248 236H249V235H248ZM248 236H247V237H248ZM28 237H29V236H28ZM31 237H33V236H31ZM84 237H85V236H84ZM124 237H125V236H124ZM137 237H136V238H137ZM170 237H171V236H170ZM178 237H179V236H178ZM232 237H233V236H232ZM242 237H244V236H242ZM249 237H251V236H249ZM256 237H257V236H256ZM42 238H43V237H42ZM46 238H47V237H46ZM133 238H134V237H133ZM144 238H143V239H144ZM162 238H163V237H162ZM225 238H227V237H225ZM225 238H224V239H225ZM230 238H231V237H230ZM240 238H241V237H240ZM254 238H255V237H254ZM0 239H1V238H0ZM34 239H35V238H33V240H34ZM36 239H37V238H36ZM138 239H139V238H138ZM140 239H141V236H140ZM180 239H181V238H180ZM184 239L187 240L188 238H184ZM195 239H196V238H195ZM204 239H205V238H204ZM221 239H222V238H221ZM227 239H228V238H227ZM227 239H225V241H228ZM245 239H246V238H245ZM247 239H248V238H247ZM249 239H250V238H249ZM251 239H252V238H251ZM255 239H256V238H255ZM26 240H27V239H26ZM46 240L49 241V238L46 239ZM52 240H55V241H56V239H51V241H52ZM97 240H98V238H97ZM131 240H132V239H131ZM134 240L136 241V239H134ZM154 240H156V239H154ZM158 240H159V241H158L159 243H162V242H160V239H158ZM174 240H175V239H174ZM174 240H173V241H174ZM176 240H178V239H176ZM182 240H183V239H182ZM182 240H178L177 242H181ZM188 240H189V239H188ZM196 240H197V239H196ZM206 240H207V239H206ZM237 240H238V239H237ZM237 240H236V241H237ZM27 241H28V243L30 242L29 240H27ZM36 241H37V240H36ZM47 241H46V242H47ZM55 241H54V243H55ZM57 241H58V240H57ZM91 241H92V239H91ZM91 241H90V242H91ZM140 241H141V240H140ZM145 241H144V244H145ZM166 241H167V240H166ZM171 241H172V240H171ZM171 241H170V242H171ZM173 241H172V242H173ZM217 241H219V240L217 239ZM241 241H242V240H241ZM21 242H23V241H21ZM33 242H35V241H33ZM33 242H32V243H33ZM133 242H134V241H133ZM138 242H139V241H138ZM156 242H157V240H156ZM183 242H184V241H183ZM195 242H196V241H195ZM210 242H211V239H210ZM232 242H233V241H232ZM56 243H57V242H56ZM86 243H87V242H86ZM92 243H93V242H92ZM95 243L98 244L99 242L97 243V241H96ZM139 243H140V242H139ZM190 243H191V242H190ZM208 243H209V242H208ZM213 243H215V242H213ZM236 243H237V242H236ZM102 244H103V243H102ZM116 244H117V243H116ZM141 244H143V243H140V245H141ZM147 244H148V243H147ZM153 244L155 245L156 243H153ZM181 244H182V243H181ZM184 244H185V243H184ZM200 244H201V243H200ZM200 244L198 245V244L196 243V245H198V246H201ZM233 244H234V243H233ZM239 244H241V243H239ZM23 245L25 246V243H24ZM45 245H46V244H45ZM60 245H61V244H59V246H60ZM85 245H86V244H85ZM104 245H105V244H104ZM119 245H120V243H119ZM121 245H122V243H121ZM121 245H120V246H121ZM136 245H138V244H136ZM136 245L134 244V247H135ZM145 245H146V244H145ZM165 245H166V243H165ZM170 245H171V244H170ZM185 245H187V244H185ZM209 245L212 246V243L209 244ZM235 245H236V244H235ZM235 245H233V247H234ZM82 246H84V245H82ZM105 246H108V245H105ZM109 246H112V245H109ZM120 246H119V247H120ZM198 246H197V247H198ZM236 246H237V245H236ZM236 246H235L234 248H236ZM0 247H1V246H0ZM21 247H22V246H21ZM27 247H28V246H27ZM45 247H46V246H45ZM71 247H72V246H71ZM84 247H85V246H84ZM100 247H101V244H100ZM102 247H104V246H102ZM102 247H101V248H102ZM115 247H116V245H115ZM150 247H151V246H150ZM164 247H165V246H164ZM164 247H163V248H164ZM187 247H188V246H187ZM197 247H196V248H197ZM201 247H202V246H201ZM208 247H209V246H208ZM1 248H2V247H1ZM1 248H0V249H1ZM46 248H49V247L47 246ZM46 248H44V249H46ZM69 248H70V247H69ZM76 248H77V250H78L79 246L77 245ZM85 248L87 249V247H85ZM101 248H100V250H101ZM113 248H114V247H113ZM117 248H118V246H117ZM168 248H169V247H168ZM168 248H167V249H168ZM188 248H189V247H188ZM190 248H191V247H190ZM229 248H230V247H229ZM238 248H240V246H239ZM238 248H237V249H238ZM11 249H12V248H11ZM23 249H24V247H23ZM26 249H27V248H26ZM33 249H34V248H33ZM42 249H43V247H42ZM67 249H68V248H67ZM71 249H72L71 251L76 250V249H73V248H71ZM89 249H90V247H89ZM91 249H92V248H91ZM102 249H105V247L102 248ZM137 249H138V248H137ZM143 249H144V247H143ZM145 249H146V248H145ZM145 249H144V250H145ZM147 249H149V248L147 247ZM169 249H170V248H169ZM180 249H181V248H180ZM180 249H179V250H180ZM183 249H184V248H183ZM186 249H187V248H186ZM237 249H235V250H237ZM79 250H80V249H79ZM79 250H78V251H79ZM100 250H99V251H100ZM112 250H113V249H112ZM115 250H117V249H115ZM133 250H134V249H133ZM192 250H194V249H192ZM4 251H5V250H4ZM34 251H35V250H34ZM66 251H67V250H66ZM88 251H89V250H88ZM88 251H87V253H88ZM99 251H98V252H99ZM131 251H132V250H131ZM139 251H140V250H139ZM160 251H161V250H160ZM187 251H188V250H187ZM197 251H198V250H197ZM16 252H18V250H17ZM31 252H32V251H31ZM36 252H39V251H36ZM89 252H90V251H89ZM100 252H101V251H100ZM102 252L104 253V250H103ZM122 252H123V251H121V253H122ZM124 252H125V250H124ZM128 252H129V251H128ZM133 252H134V251H133ZM157 252H158V251H157ZM157 252H155V253H157ZM188 252H189V251H188ZM198 252H199V251H198ZM200 252H201V251H200ZM205 252H206V251H205ZM211 252H212V251H211ZM1 253H3V252H1ZM29 253H30V252H29ZM29 253H27V254H29ZM70 253H71V252H70ZM79 253L82 254L83 252H79ZM121 253H120V254H121ZM141 253H142V252H141ZM141 253H140V254H141ZM160 253H161V252H160ZM170 253H171V252H170ZM170 253H166V255L169 256ZM175 253L177 254V252H175ZM247 253L249 254L250 252H247ZM38 254L40 255V253H38ZM44 254H45V253H44ZM76 254H77V252H76ZM83 254H84V253H83ZM131 254H132V253H131ZM145 254H146V253H145ZM157 254H159V252H158ZM162 254H164V252H163ZM185 254H186V253H185ZM187 254H188V253H187ZM201 254H202V253H201ZM213 254H214V253H213ZM220 254H221V253H220ZM251 254H252V253H251ZM46 255H47V254H46ZM51 255H52V253H51ZM88 255H89V254H88ZM90 255H91V254H90ZM100 255H101V254H100ZM100 255L98 254V256H100ZM117 255H118V254H117ZM125 255H127V253H125ZM141 255H142V254H141ZM143 255H144V253H143ZM170 255H171V254H170ZM191 255H192V254H191ZM193 255H194V254H193ZM205 255H206V253H205ZM208 255H209V253H208ZM208 255H207V256H208ZM211 255H212V254H210V256H211ZM15 256H17V255H15ZM25 256H26V254H25ZM37 256H38V255H37ZM37 256L34 255V257H36V259H37V258H40V257H37ZM54 256H55V255H54ZM54 256H53V257H54ZM79 256H80V255H79ZM82 256H84V255H82ZM92 256H93V255H92ZM96 256H97V254H96ZM114 256H115V255H114ZM174 256H175V255H174ZM184 256H185V255H184ZM187 256H188V255H187ZM195 256H196V255H195ZM207 256H206V257H207ZM212 256H213V255H212ZM233 256L235 257L236 255H233ZM241 256H242V255H241ZM251 256H252V255H251ZM23 257H24V256H23ZM26 257H27V256H26ZM41 257H42V256H41ZM53 257H52V258H53ZM76 257L78 258V255H77ZM76 257H75V258H76ZM89 257L91 258V256H89ZM120 257H121V256H120ZM131 257L133 258V256H131ZM152 257H153V256H152ZM163 257H164V256H163ZM169 257H170V256H169ZM176 257H178V256H176ZM200 257H203V256H200ZM206 257L204 256V258H206ZM10 258H11V257H10ZM24 258H25V257H24ZM32 258H33V257H32ZM49 258H50V257L48 256V259H49ZM75 258H74V259H75ZM77 258H76V260H77ZM93 258H96V257H93ZM102 258H103V257H102ZM102 258H100V259H102ZM127 258H129V257H127ZM127 258H126V259H127ZM144 258H145V256H144ZM144 258H143V259H144ZM153 258H154V257H153ZM153 258H152V259H153ZM170 258H171V257H170ZM174 258H175V257H174ZM189 258H190V257H189ZM238 258H239V257H238ZM21 259H22V257H21ZM21 259H19V256H18V260L21 261ZM25 259H26V258H25ZM29 259H30V258H29ZM29 259H27V260H25V261H28ZM46 259H47V258H46ZM97 259H98V258H97ZM100 259H99V260H100ZM106 259H107V258H106ZM117 259H118V258H117ZM143 259H142V260H143ZM175 259H176V258H175ZM175 259H173V260H175ZM186 259H187V257H186ZM191 259H192V258H191ZM191 259H190V260H191ZM256 259H257V258H256ZM256 259H255V260H256ZM16 260H17V259H16ZM33 260H34V258H33ZM38 260H39V259H38ZM123 260H124V259H123ZM133 260H134V259H133ZM142 260H141V261H142ZM154 260H155V259H154ZM183 260H184V259H183ZM228 260H229V259H228ZM10 261H11V260H10ZM109 261L111 262V260H109ZM116 261H117V260H116ZM127 261H128V259H127ZM141 261H140V262H141ZM185 261H186V260H185ZM196 261H197V260H196ZM214 261H215V260H214ZM242 261H243V260H242ZM0 262H2V261H0ZM14 262H15V260H14ZM37 262H38V261H37ZM66 262H67V261H66ZM118 262H119V261H118ZM131 262H133V261H131ZM134 262H136V261H134ZM151 262H152V261H151ZM168 262H170V261H168ZM173 262H174V261H173ZM177 262H178V259H177ZM177 262H176V263H177ZM180 262H181V261H179V263H180ZM192 262H193V259H192ZM194 262H195V261H194ZM197 262H199V261H197ZM12 263H13V262H12ZM15 263H16V262H15ZM15 263H14V264H15ZM26 263H29V264H30L31 262H26ZM34 263H35V262H34ZM67 263H68V262H67ZM67 263H66V264H67ZM103 263H104V261H103ZM112 263H114V262H112ZM122 263H123V262H122ZM154 263L156 264V262H154ZM157 263L159 264L160 262H157ZM164 263H166V262H164ZM216 263H218V262H216ZM216 263H214V264H216ZM258 263H259V261H258ZM4 264H5V263H4ZM18 264H19V263H18ZM20 264H21V262H20ZM24 264H25V263H24ZM36 264H37V263H36ZM72 264H73V263H72ZM104 264H105V263H104ZM107 264H108V262H107ZM109 264H110V263H109ZM115 264H118V263H115ZM146 264H147V263H146ZM162 264H163V263H162ZM170 264H171V263H170ZM177 264H178V263H177ZM182 264H183V263H182ZM185 264H186V263H185ZM189 264H190V263H189ZM194 264H195V263H194ZM196 264H197V263H196ZM202 264H203V263H202ZM209 264H211V263H209ZM228 264H229V263H228Z\"/></svg>",
  "mask_w": 264,
  "mask_h": 264
}]
</instances>
